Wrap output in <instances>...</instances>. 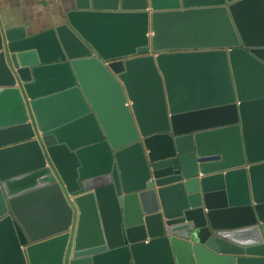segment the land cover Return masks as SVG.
<instances>
[{"label": "water", "instance_id": "95a60500", "mask_svg": "<svg viewBox=\"0 0 264 264\" xmlns=\"http://www.w3.org/2000/svg\"><path fill=\"white\" fill-rule=\"evenodd\" d=\"M0 264H264V0L0 24Z\"/></svg>", "mask_w": 264, "mask_h": 264}, {"label": "crops", "instance_id": "0c3cea01", "mask_svg": "<svg viewBox=\"0 0 264 264\" xmlns=\"http://www.w3.org/2000/svg\"><path fill=\"white\" fill-rule=\"evenodd\" d=\"M74 0H0V24L24 26L28 34L63 23ZM68 210H65L66 214ZM74 214V212H73ZM70 222L68 229H70Z\"/></svg>", "mask_w": 264, "mask_h": 264}]
</instances>
